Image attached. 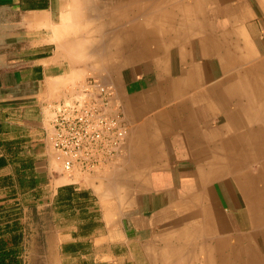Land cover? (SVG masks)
Here are the masks:
<instances>
[{
  "label": "crops",
  "instance_id": "obj_1",
  "mask_svg": "<svg viewBox=\"0 0 264 264\" xmlns=\"http://www.w3.org/2000/svg\"><path fill=\"white\" fill-rule=\"evenodd\" d=\"M96 57L120 69L125 151L70 179L46 105ZM0 159L22 264L264 261V0H0Z\"/></svg>",
  "mask_w": 264,
  "mask_h": 264
},
{
  "label": "built area",
  "instance_id": "obj_2",
  "mask_svg": "<svg viewBox=\"0 0 264 264\" xmlns=\"http://www.w3.org/2000/svg\"><path fill=\"white\" fill-rule=\"evenodd\" d=\"M128 126L116 83L97 75L46 105L45 138L57 168L70 179L107 171L124 154Z\"/></svg>",
  "mask_w": 264,
  "mask_h": 264
},
{
  "label": "rangeland",
  "instance_id": "obj_3",
  "mask_svg": "<svg viewBox=\"0 0 264 264\" xmlns=\"http://www.w3.org/2000/svg\"><path fill=\"white\" fill-rule=\"evenodd\" d=\"M124 25V24H123ZM122 26V25H121ZM111 28L113 29V31H118L119 28V23L118 21H112V25ZM112 31V32H113ZM114 39H118V36H111V47L112 50H117L116 52H118L119 50V44L117 42H113ZM103 40V36H96L95 37V41H96V49H98V43H101ZM98 55V52L96 50V56ZM101 63V61L97 60L96 57V61H95V65L94 67H89V68H85L82 73L79 76H75L72 79H67L66 81H64L63 83V87H65V90L67 91L68 89L72 88L74 85H76L78 82L84 80L88 75H99V77H103L102 79L105 81H113L115 83L114 80V75H117L119 73V68L118 67H111V68H102L101 66H99V64ZM59 93L56 98H54L53 100H50L49 102L55 101L59 98H61L64 93ZM50 150V149H49ZM57 168V166H56ZM56 171V170H54Z\"/></svg>",
  "mask_w": 264,
  "mask_h": 264
},
{
  "label": "trees",
  "instance_id": "obj_4",
  "mask_svg": "<svg viewBox=\"0 0 264 264\" xmlns=\"http://www.w3.org/2000/svg\"><path fill=\"white\" fill-rule=\"evenodd\" d=\"M21 140H15L14 154L16 159L19 156V143ZM2 160L0 159V164ZM24 167H30L33 170V160L25 162ZM24 185L27 184L30 187H35L37 180L31 176L29 180L20 181ZM0 264H22L20 256V245L18 242V235L14 233L11 237L0 236Z\"/></svg>",
  "mask_w": 264,
  "mask_h": 264
},
{
  "label": "bare ground",
  "instance_id": "obj_5",
  "mask_svg": "<svg viewBox=\"0 0 264 264\" xmlns=\"http://www.w3.org/2000/svg\"><path fill=\"white\" fill-rule=\"evenodd\" d=\"M99 76V75H98ZM103 78V77H102ZM109 81V80H108ZM202 86V85H201ZM195 90V89H194ZM193 91V90H192ZM235 140V139H234ZM222 141V140H221ZM259 143V142H258ZM245 148V147H244ZM252 157V156H251ZM231 174V173H230ZM111 176V175H110ZM209 178V177H208ZM111 179V178H110ZM204 180V179H203ZM202 180V181H203ZM205 181V180H204ZM193 200V199H192ZM198 201V200H197ZM216 203V202H215ZM192 205V204H191ZM215 209V208H214ZM216 211V210H215ZM219 213V212H218ZM217 219V218H216ZM219 249L213 245H207L206 252L205 253V262L204 264H226L227 261L222 260L220 257H217L216 255L218 253ZM217 252V253H216ZM263 253V252H262ZM216 255V256H215ZM245 257V256H244ZM252 259L250 260H244L241 257H239L238 264H264V261L261 259H258L256 257V254H254L253 257H250ZM181 260V259H180Z\"/></svg>",
  "mask_w": 264,
  "mask_h": 264
}]
</instances>
